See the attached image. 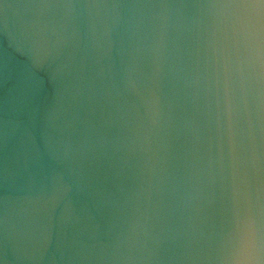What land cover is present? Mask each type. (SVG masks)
<instances>
[{"label":"water","instance_id":"water-1","mask_svg":"<svg viewBox=\"0 0 264 264\" xmlns=\"http://www.w3.org/2000/svg\"><path fill=\"white\" fill-rule=\"evenodd\" d=\"M0 264H264V0H0Z\"/></svg>","mask_w":264,"mask_h":264}]
</instances>
